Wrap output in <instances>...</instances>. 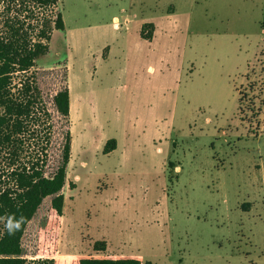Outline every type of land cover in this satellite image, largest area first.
<instances>
[{"label":"rangeland","instance_id":"rangeland-1","mask_svg":"<svg viewBox=\"0 0 264 264\" xmlns=\"http://www.w3.org/2000/svg\"><path fill=\"white\" fill-rule=\"evenodd\" d=\"M0 43V193L70 137L62 216L43 200L22 258L264 264V0H0Z\"/></svg>","mask_w":264,"mask_h":264},{"label":"trees","instance_id":"trees-1","mask_svg":"<svg viewBox=\"0 0 264 264\" xmlns=\"http://www.w3.org/2000/svg\"><path fill=\"white\" fill-rule=\"evenodd\" d=\"M56 1V0H54ZM56 31L64 30V22L61 13L56 14L54 21ZM141 38L152 40L153 25L144 24L140 32ZM4 47L0 43V58L3 56ZM8 65L0 66V94L8 82ZM53 102L59 114L66 117L69 114V94L67 90L59 91L53 97ZM5 120L0 116V129ZM116 149V141L108 140L103 148L104 154H109ZM70 157V137H65L62 149L61 165L51 177H40L28 188L12 195L9 192L0 193V218L5 217L8 223L7 229L0 239V264H54L53 260L37 259L26 260L22 258L21 240L27 224L33 218L37 209L46 198H50V206L58 216H62L63 194L61 193L66 183V166ZM70 189L74 188L69 184ZM99 242L94 244L95 251H103L104 244L99 248ZM78 264H151L149 261L137 259H94L82 258Z\"/></svg>","mask_w":264,"mask_h":264},{"label":"crops","instance_id":"crops-1","mask_svg":"<svg viewBox=\"0 0 264 264\" xmlns=\"http://www.w3.org/2000/svg\"><path fill=\"white\" fill-rule=\"evenodd\" d=\"M116 25V24H115ZM117 27V26H116ZM153 38V37H152ZM71 114H72V104H71V96H70V94H69V114H68V116H66V118H69V117H71ZM71 126L72 125H70V129H71ZM116 146H117V143H116ZM68 165H69V163H68ZM65 186V185H64Z\"/></svg>","mask_w":264,"mask_h":264}]
</instances>
